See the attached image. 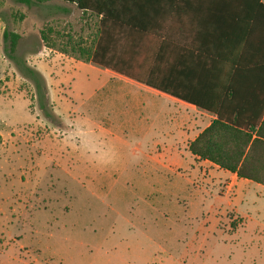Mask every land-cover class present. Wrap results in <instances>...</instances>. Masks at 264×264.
Here are the masks:
<instances>
[{
	"label": "rangeland",
	"instance_id": "rangeland-1",
	"mask_svg": "<svg viewBox=\"0 0 264 264\" xmlns=\"http://www.w3.org/2000/svg\"><path fill=\"white\" fill-rule=\"evenodd\" d=\"M34 1L0 0V264H264L261 185L237 196L227 177L225 193L193 156L157 152L140 114L165 102L134 89L113 105L86 61L99 18Z\"/></svg>",
	"mask_w": 264,
	"mask_h": 264
},
{
	"label": "crops",
	"instance_id": "crops-1",
	"mask_svg": "<svg viewBox=\"0 0 264 264\" xmlns=\"http://www.w3.org/2000/svg\"><path fill=\"white\" fill-rule=\"evenodd\" d=\"M261 1L264 3V0ZM208 6V0H189L186 5L180 7V10L188 11L177 13L172 23L143 30L129 27H124L123 30L110 29L108 39L109 45L114 46L115 59L123 61L125 68L133 73L131 77H147L159 84L170 86L177 93L205 99L212 93L229 92L226 82L229 72L226 57L239 53L244 64L249 61L252 53V74L244 68L236 91L254 93L258 96L256 105L260 107V104L264 103V40L242 47L215 40L210 24L212 17L206 12ZM61 10L65 11L64 8ZM103 69L109 74L110 81L101 88H107L110 84L109 97L113 105L124 104L132 108L134 89L149 93L165 102L162 105L143 102L140 114L142 120L155 127L153 147L157 148V152L164 156V152L171 149L176 153L174 155L193 156L196 168L205 172L204 178L217 184L225 181V193H228L233 185V182L226 181L227 177L237 178V196L242 192L240 186L252 184L253 181L248 179L241 184L240 181L244 178L200 159L189 150V144L211 123L215 115L112 69ZM249 79L253 81L250 85L247 82ZM155 109L160 112L152 113ZM165 109L170 111L165 113ZM207 118V124L203 125ZM202 125L204 127L200 128ZM0 137L5 141L6 135L2 130ZM259 185L261 186L255 187L260 190L256 193L257 196L261 192L264 193V185Z\"/></svg>",
	"mask_w": 264,
	"mask_h": 264
},
{
	"label": "trees",
	"instance_id": "trees-1",
	"mask_svg": "<svg viewBox=\"0 0 264 264\" xmlns=\"http://www.w3.org/2000/svg\"><path fill=\"white\" fill-rule=\"evenodd\" d=\"M16 1L27 5L35 2ZM61 1L75 4L83 13H91L99 18V38L94 48L84 49L86 61L129 77L133 73L125 68L123 61L115 59L114 46L109 45V30L116 28L123 30L124 27L143 30L155 25L172 23L177 13L188 11L180 10V7L189 2V0ZM208 1L206 12L212 17L210 24L215 40L234 47L252 45L258 40H264V3L261 0ZM4 35L9 40V53L12 56L17 50L21 35L13 31H5ZM240 56L242 55L235 53L225 59L229 71L226 79L229 92L212 93L205 99L177 93L170 86L159 84L147 77L131 78L215 115L211 123L189 144L191 153L235 173L239 178L264 185V103L257 107V95L252 92L236 91L244 68L251 74L253 71L252 53L249 61L244 64ZM24 69L27 76L38 75L29 67L24 66ZM247 82L250 85L253 81L249 79Z\"/></svg>",
	"mask_w": 264,
	"mask_h": 264
}]
</instances>
